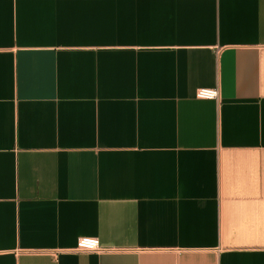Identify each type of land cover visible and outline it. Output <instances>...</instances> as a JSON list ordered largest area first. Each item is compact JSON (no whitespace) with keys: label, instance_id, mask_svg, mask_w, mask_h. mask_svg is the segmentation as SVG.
<instances>
[{"label":"crops","instance_id":"1","mask_svg":"<svg viewBox=\"0 0 264 264\" xmlns=\"http://www.w3.org/2000/svg\"><path fill=\"white\" fill-rule=\"evenodd\" d=\"M0 264H264V0H0Z\"/></svg>","mask_w":264,"mask_h":264},{"label":"built area","instance_id":"2","mask_svg":"<svg viewBox=\"0 0 264 264\" xmlns=\"http://www.w3.org/2000/svg\"><path fill=\"white\" fill-rule=\"evenodd\" d=\"M196 95L200 98H216L219 96L218 88H198ZM75 250L98 251L101 250L100 242L97 237L82 236L78 239Z\"/></svg>","mask_w":264,"mask_h":264}]
</instances>
